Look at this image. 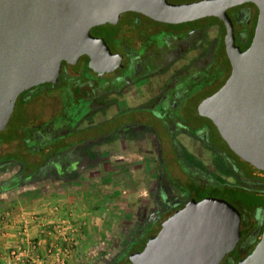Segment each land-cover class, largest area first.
I'll return each instance as SVG.
<instances>
[{
  "label": "flooded vegetation",
  "instance_id": "af4514ba",
  "mask_svg": "<svg viewBox=\"0 0 264 264\" xmlns=\"http://www.w3.org/2000/svg\"><path fill=\"white\" fill-rule=\"evenodd\" d=\"M227 13L235 44L247 50L259 8L245 2ZM91 34L105 43L98 58L64 60L56 79L18 97L2 131L16 114L14 127L0 136V197L45 183L90 198L95 182L96 193L145 189L133 233L108 264L135 260L187 204L225 199L241 214V238L221 264H240L264 232V170L235 153L199 111L232 73L226 21L212 15L169 23L129 10Z\"/></svg>",
  "mask_w": 264,
  "mask_h": 264
},
{
  "label": "water",
  "instance_id": "95a60500",
  "mask_svg": "<svg viewBox=\"0 0 264 264\" xmlns=\"http://www.w3.org/2000/svg\"><path fill=\"white\" fill-rule=\"evenodd\" d=\"M245 2L257 5L259 17L252 44L242 51L227 9ZM129 10L169 23L212 15L226 21L232 73L199 111L235 153L264 170V0H0V131L20 94L56 79L64 60L76 63L86 53L98 58L105 43L91 29L116 23ZM240 222L239 210L225 199L194 201L163 223L133 264H221L241 238ZM240 264H264V232Z\"/></svg>",
  "mask_w": 264,
  "mask_h": 264
},
{
  "label": "rangeland",
  "instance_id": "374dc122",
  "mask_svg": "<svg viewBox=\"0 0 264 264\" xmlns=\"http://www.w3.org/2000/svg\"><path fill=\"white\" fill-rule=\"evenodd\" d=\"M74 108L75 107L72 106L69 107L68 110L70 112H75ZM15 118L16 114L10 122L7 131H2L0 136H6L9 129L14 127ZM247 168L251 173H254V169L248 164ZM99 185L100 183L95 182L93 187H91L92 190H95L94 193L91 194V198L85 192H78V196L73 194V191L57 193V186L53 183L19 187V190H16L14 193L2 195L0 197V215L5 216L8 209L14 210L18 206L33 205L35 201H43L39 203L43 205L46 203L47 207H51L52 202H57L58 200L63 206L60 207L63 208L65 212L67 208L74 212L76 210V214L79 219H81L78 221L74 220L73 222L76 227V244L72 246L71 249L74 252H70L69 260L66 264H108L118 255L122 247L128 241L131 233H133L132 231L136 219H138L137 211L141 201L138 200L137 197L140 194L147 195L148 191L145 189L140 191L105 189L103 193L102 191L101 193L100 191L96 193V189H98ZM80 188L84 187L81 186ZM77 197L80 199L77 200ZM100 198H102V200H100ZM64 201H66L65 204L62 203ZM18 203L19 205H14ZM14 212L16 211H13V213ZM10 214L12 215V211H10ZM68 216H72L71 211H69ZM83 223H86V225ZM133 260L134 255L128 256L126 264H130Z\"/></svg>",
  "mask_w": 264,
  "mask_h": 264
},
{
  "label": "built area",
  "instance_id": "2783aa9c",
  "mask_svg": "<svg viewBox=\"0 0 264 264\" xmlns=\"http://www.w3.org/2000/svg\"><path fill=\"white\" fill-rule=\"evenodd\" d=\"M55 210L60 211L58 206H55ZM38 218H40L39 215H32L31 221ZM73 222L71 216H59L52 223L51 228L45 227L44 224L41 225L37 237H35L30 233L27 223L23 221V226H20L17 232L19 243L10 248L5 264H66L72 251L71 248L76 244V227ZM46 236L53 239L54 242L48 247V255L44 259L40 250Z\"/></svg>",
  "mask_w": 264,
  "mask_h": 264
},
{
  "label": "crops",
  "instance_id": "0c3cea01",
  "mask_svg": "<svg viewBox=\"0 0 264 264\" xmlns=\"http://www.w3.org/2000/svg\"><path fill=\"white\" fill-rule=\"evenodd\" d=\"M62 197V196H61ZM78 198V197H77ZM78 198L77 200H79ZM76 200V199H75ZM39 202L43 201H35L33 205H26V206H18L16 209H8V214L6 215H0V264H5L7 260V256L9 254L10 248L14 245H17L19 243V236L17 234L18 229L20 226H23V221L27 223L28 227L30 228V233L34 234L35 237L38 234L37 232L41 228V225H45V227L51 228L52 223L56 221V219L59 218V216H68L69 211L72 213V218L74 220H81L79 219L78 215L75 212L72 211L71 209H68L65 212L63 208L60 206L61 203L60 201L57 200L53 201L51 204V207H47L46 203L43 205ZM63 204L66 203V201L62 202ZM48 204V203H47ZM14 205H19L14 204ZM38 205V207H37ZM55 206H58L60 211L55 210ZM63 207V206H62ZM10 211H12V215L10 214ZM13 211H16L13 213ZM32 215H39L40 218L37 220L35 219L34 221H31V216ZM71 215V214H70ZM78 218H77V217ZM81 222V221H80ZM87 223V222H86ZM86 223H83L86 225ZM52 230V229H50ZM88 234V233H87ZM86 234V237H87ZM53 236V235H52ZM80 236V233H79ZM79 240V239H78ZM81 241V240H80ZM54 240L51 239L50 237L46 236L45 241L43 246L41 247L40 254L41 256L45 259L46 256L48 255L47 250L48 247H50L53 244ZM74 252V251H72ZM72 256V254H71Z\"/></svg>",
  "mask_w": 264,
  "mask_h": 264
}]
</instances>
